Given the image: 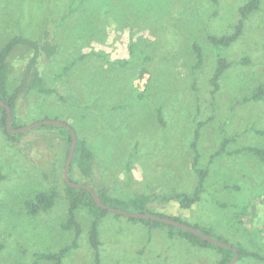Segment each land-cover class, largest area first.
Here are the masks:
<instances>
[{
  "label": "rangeland",
  "instance_id": "374dc122",
  "mask_svg": "<svg viewBox=\"0 0 264 264\" xmlns=\"http://www.w3.org/2000/svg\"><path fill=\"white\" fill-rule=\"evenodd\" d=\"M70 1L0 0V49L16 35L41 41L47 30L58 45L51 58L42 52L38 64L54 91L21 93L15 122H68L94 152L95 178L74 167L73 181L123 198L191 193L197 182L192 144L198 123L205 122L197 147L201 165L210 172L201 199L182 208L175 199L158 197L146 210L208 229L216 239L264 256V162L241 151L264 149V135L257 133L264 130V99L242 102L264 82V0L244 21L238 41L224 50L231 65L216 93L210 79L220 50L207 36L231 32L248 0H76L78 9L57 25ZM198 50L205 61L195 79L192 64ZM32 52L19 45L9 56L11 92L24 78ZM98 54L137 59L109 62ZM144 64L148 71L140 76ZM67 135L62 126H38L15 136L0 127L5 175L0 183V242L5 245L0 264H54L39 254L67 246L71 249L62 264L222 263L221 248L194 245L174 227L110 210L97 219L99 210L79 208L82 233L77 237L74 227L65 228ZM227 137L235 140L222 145ZM53 189L54 205L30 213L27 202ZM96 219L97 249L89 235ZM235 264L264 261L243 257Z\"/></svg>",
  "mask_w": 264,
  "mask_h": 264
},
{
  "label": "trees",
  "instance_id": "16d2710c",
  "mask_svg": "<svg viewBox=\"0 0 264 264\" xmlns=\"http://www.w3.org/2000/svg\"><path fill=\"white\" fill-rule=\"evenodd\" d=\"M76 0H72L69 3L68 6V12L65 13L61 20L58 21L57 25H60L62 21L68 16L70 12L75 11L78 9L77 7H73V3ZM215 4H218L219 0H213ZM261 4V0H248L246 3L240 6V18L233 27V30L229 33H224L222 35L217 34H209L208 40L209 42L214 45L218 50H220V53L217 55L216 65L213 71V74L210 79V83L212 86V93H216L220 89V80L225 73V71L229 68L231 65V62L228 60L226 54H224V50L229 48L232 44L238 41V39L241 37L244 31V21L248 18V16L255 10L259 9ZM81 5V4H80ZM79 5V7H80ZM50 31L47 30L45 37L41 41H36L31 38H28L24 35H16L9 39L5 45L0 49V100L5 101L7 104H9L12 108V127L16 128L19 127L15 122V114L17 113V101L18 96L23 92H30L35 91L39 93H51L54 91L53 88L48 87L45 83V80L43 76L41 75L40 69H39V58L43 53H45V56L47 58H51L58 49V45L53 42V40L50 38ZM23 45L24 47L28 48L29 50H32V55L28 61V64L25 69L24 78L20 81L18 86L14 91H10L8 88V81H9V74H10V61L9 56L11 53L15 50V47ZM198 54L196 55V61L192 64V74H194L195 79L198 74V72L201 70L203 64H204V56L201 53L200 50H198ZM105 55V54H104ZM98 56L103 57L106 61H113V62H127L132 63L134 59H137V55L131 56V59L129 60H111L108 55V58H105L103 54H98ZM149 57H145V59H148ZM245 61H248L246 58ZM74 63V62H73ZM122 65H128L123 64ZM70 65L65 68V70L69 69ZM148 71V68L145 66V64L141 67L139 75L142 76L145 74V72ZM194 79V80H195ZM193 87L195 90H197L196 80L193 82ZM264 99V82L245 96L242 100V102L247 103L249 101H258ZM7 108L5 106L0 107V127H3L5 131L11 135H21L22 133L18 134H11L7 128H6V122H7ZM66 122V121H65ZM68 123V122H67ZM205 124V122H199L198 126L195 130L194 140H193V149H195V155L193 157V170L197 177V182L195 185V189L191 193L186 192H172L169 194H135L134 197L130 198H123L119 196L112 195L106 191V189L102 188L100 190H97L99 193L101 200L115 208H119L126 211H131L129 208H135L137 212H143V213H150L146 210L147 206L151 203H153L158 197L163 199L164 201H170L172 199H175L179 202L182 208H191L193 205H195L200 199L201 195L205 190V183L206 179L209 175L210 168L209 167H203L201 165V154L198 151L197 145L199 144V138L201 135V127ZM43 127L51 128L54 126L59 125H51L46 124L42 125ZM72 126V125H71ZM63 127V126H62ZM65 128V127H64ZM72 128L75 130V128L72 126ZM67 129V128H66ZM76 131V130H75ZM68 135L66 137V141L68 143V150H67V156L70 150L71 142H72V133L70 130L67 129ZM77 133V132H76ZM258 134L264 135V130L257 131ZM235 137L232 138H225L222 145L228 144L230 141H234ZM223 148V146H222ZM248 150L250 152H253L260 156V158L264 162V149H260L257 147H246L242 149L241 151ZM220 152V151H218ZM218 154V153H217ZM215 158V154L211 156L210 164L212 163V160ZM94 152L92 149L88 146L86 140L84 137H81L77 134V143L76 148L73 154V158L71 161L70 169H69V176L72 180V170L74 167H76L85 177H94L95 171H94ZM5 178V175L0 169V183ZM92 178V179H93ZM66 182V181H65ZM66 190L67 194L69 196V217L67 222H65L64 227L67 229L75 228L77 237L82 233V225L76 218V211L79 208H88L90 210H99L100 214L97 213V219L100 217L101 213L109 212L108 209H104L101 206H99L92 194L85 188H77L70 186L66 183ZM57 189H53L51 192H45L40 191L37 192L34 198L32 200H29L27 202L28 209L30 213L37 214L40 211H47L49 210L55 202V197ZM132 212V211H131ZM118 214V213H116ZM155 215H159L162 217H168L172 218L174 220L180 221L177 217H171L164 215L162 213H155ZM134 218V217H131ZM94 220L91 228L89 230L90 235V242L94 248H99L100 241L98 237V221ZM140 221L149 222L150 224H157V225H167L170 227L176 228L182 236H184L188 241H190L194 245H200V246H213L217 248H221L225 251V257L221 264H227L234 256L235 251L233 248H227L223 246H219L217 244H214L201 236L177 227L175 225H171L168 223H164L158 220L153 219H141V218H134ZM195 228L201 230L202 232L206 234H210L208 229H201V227L194 225ZM72 246H77L76 240L73 242ZM234 246V245H233ZM5 247L4 243L0 242V250H2ZM238 252H239V259L243 257H251L255 259H260L264 261V256L261 255L257 251H249L248 249L237 246ZM71 249L70 246L64 247L61 250H59L56 253H49V254H39L40 259L45 258L52 260L54 264H62V260L65 256V254Z\"/></svg>",
  "mask_w": 264,
  "mask_h": 264
},
{
  "label": "water",
  "instance_id": "95a60500",
  "mask_svg": "<svg viewBox=\"0 0 264 264\" xmlns=\"http://www.w3.org/2000/svg\"><path fill=\"white\" fill-rule=\"evenodd\" d=\"M1 106H5L7 108L8 116H7L6 128L11 134L22 133V132H25L31 128L46 125V124L63 126V127L67 128L68 130L71 131L72 142H71L70 150H69V153H68V156L66 159V163L64 166V172H63L64 179H65L66 183L69 184L70 186L87 189L92 194L95 202L99 206H101L102 208L108 209V210L113 211L115 213L124 214L128 217L158 220V221H161L164 223H168V224L175 225L177 227L189 230V231L201 236L202 238H204V239H206V240H208L214 244H217V245L223 246V247H227V248H233L235 251V255L227 264H235L237 262V260L239 258V252H238V249L236 247H234L233 245H231L227 242L216 239V238L212 237L211 235L206 234V233L202 232L201 230L195 228L194 226L185 224L183 222H180L178 220H174V219L168 218V217H162L159 215L150 214V213H143V212H129V211H125V210H122L119 208L111 207V206L105 204L101 200V197L97 191H95L93 188H91L90 186H88L86 184H81V183L73 181L69 176V169H70L71 161H72L73 154H74V151L76 148V143H77V133L69 123L62 121V120H58V119H46V120L39 121V122L30 124V125L19 126V127L13 128L12 127V108H11V106L9 104H7L5 101L0 100V107Z\"/></svg>",
  "mask_w": 264,
  "mask_h": 264
}]
</instances>
